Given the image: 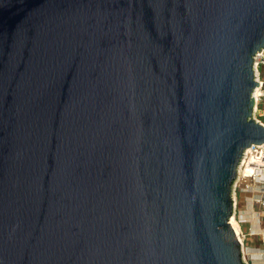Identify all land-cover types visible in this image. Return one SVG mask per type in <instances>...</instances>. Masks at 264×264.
Masks as SVG:
<instances>
[{
    "label": "water",
    "instance_id": "water-1",
    "mask_svg": "<svg viewBox=\"0 0 264 264\" xmlns=\"http://www.w3.org/2000/svg\"><path fill=\"white\" fill-rule=\"evenodd\" d=\"M263 47L264 0H0V264H245Z\"/></svg>",
    "mask_w": 264,
    "mask_h": 264
},
{
    "label": "built area",
    "instance_id": "built-area-1",
    "mask_svg": "<svg viewBox=\"0 0 264 264\" xmlns=\"http://www.w3.org/2000/svg\"><path fill=\"white\" fill-rule=\"evenodd\" d=\"M253 69L255 80L259 83L254 87L252 96L254 97L253 118L264 126V47L253 57ZM234 187V213L238 223L241 222L237 216L238 196H244L251 192L254 196V202L260 206L257 213V228L251 227L248 232L241 230L237 234L243 249V258L245 264H264V143L253 144L245 150L237 169V178ZM249 237V240H248ZM256 237H259V245H254ZM250 241L246 246L245 242ZM256 250L255 256H261L260 259L248 258L246 249ZM261 261V262H260Z\"/></svg>",
    "mask_w": 264,
    "mask_h": 264
},
{
    "label": "rangeland",
    "instance_id": "rangeland-1",
    "mask_svg": "<svg viewBox=\"0 0 264 264\" xmlns=\"http://www.w3.org/2000/svg\"><path fill=\"white\" fill-rule=\"evenodd\" d=\"M264 120V118H263ZM234 189V187H233ZM232 189V196L234 195V190ZM256 196H254L251 192H247L244 194V196H238V206H237V216L238 218H240L241 222L238 223L236 218H235V213L231 216V219L233 218V220L238 223L240 226V229L243 232H248L249 228L254 227L257 228L258 224L257 222V211H260V206L258 205V203L254 202V198ZM256 211V212H255ZM242 217H244L245 219H242ZM255 242L254 245H259V237L254 238ZM249 240V237H248ZM246 241L245 244L246 246L250 245V241ZM246 256L248 258H252L254 257V259H260L261 256L259 255L260 258H257V256H255L257 253L256 250L253 249H246ZM264 259V257H262ZM261 262V261H260Z\"/></svg>",
    "mask_w": 264,
    "mask_h": 264
},
{
    "label": "bare ground",
    "instance_id": "bare-ground-1",
    "mask_svg": "<svg viewBox=\"0 0 264 264\" xmlns=\"http://www.w3.org/2000/svg\"><path fill=\"white\" fill-rule=\"evenodd\" d=\"M231 224H232V226L234 227L236 233L240 235V232H241V229H240V227H239L240 225H239L238 223H236V222L233 220V218L231 219ZM257 258H260V257L257 256Z\"/></svg>",
    "mask_w": 264,
    "mask_h": 264
},
{
    "label": "crops",
    "instance_id": "crops-1",
    "mask_svg": "<svg viewBox=\"0 0 264 264\" xmlns=\"http://www.w3.org/2000/svg\"><path fill=\"white\" fill-rule=\"evenodd\" d=\"M242 219H245L244 217H242Z\"/></svg>",
    "mask_w": 264,
    "mask_h": 264
}]
</instances>
